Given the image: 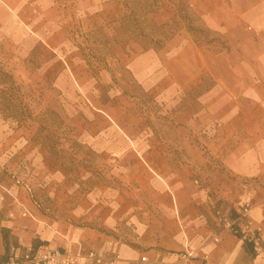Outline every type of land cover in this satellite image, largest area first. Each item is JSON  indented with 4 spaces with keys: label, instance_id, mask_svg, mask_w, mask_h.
<instances>
[{
    "label": "crops",
    "instance_id": "obj_1",
    "mask_svg": "<svg viewBox=\"0 0 264 264\" xmlns=\"http://www.w3.org/2000/svg\"><path fill=\"white\" fill-rule=\"evenodd\" d=\"M23 6L24 0L17 8L0 0V15L12 18ZM230 13L224 30L229 50L216 55L209 73L213 84L199 96V129L213 130L211 137L198 146L190 120L177 128L134 126L93 107L77 131L89 161L75 167L76 174L65 173L64 165L33 164L40 153L25 150L31 162L25 180L33 189L44 188L43 199L37 198L43 208L0 177V258L19 259L47 246L77 255V264H99L90 254L114 264H181L187 250L194 254L191 264H204L203 256L208 264H264V38L256 34L264 29V0ZM245 24L253 32H245ZM13 25L19 27L15 20ZM181 40L164 48V79L172 86L193 81L187 53L203 58L191 40ZM51 87L60 89L55 82ZM173 96L167 94L166 101ZM21 139L26 143L17 135L12 147ZM4 157L0 152V163ZM248 204L247 217L237 221ZM231 222L259 239L258 250L225 227Z\"/></svg>",
    "mask_w": 264,
    "mask_h": 264
},
{
    "label": "rangeland",
    "instance_id": "obj_2",
    "mask_svg": "<svg viewBox=\"0 0 264 264\" xmlns=\"http://www.w3.org/2000/svg\"><path fill=\"white\" fill-rule=\"evenodd\" d=\"M7 1L17 8L21 0ZM48 1L30 7L24 0L21 13L8 19L0 15V73L10 78L0 74V92H6L0 93L4 181L22 188L21 195L43 208L37 198L43 199L44 188L33 189L25 180V166L31 163L25 150L40 153L33 164L64 165L65 173L76 174L74 168L86 167L89 161L77 131L84 128L81 119L93 107L110 110L119 121L134 126L177 128L190 120L194 127L189 134L198 146L211 137L213 130L199 129V96L213 84L209 73L216 55L229 50L224 30L230 12L256 0ZM244 30L253 32L250 24ZM261 31L256 34L264 38ZM178 36L183 42L191 40L203 58L195 60L193 52L187 53L193 81L172 86L164 79L169 75L164 71V48ZM54 82L60 89L51 87ZM167 94L174 96L166 101ZM17 135L26 143L21 139L12 147ZM41 169L35 175L38 181Z\"/></svg>",
    "mask_w": 264,
    "mask_h": 264
},
{
    "label": "built area",
    "instance_id": "obj_3",
    "mask_svg": "<svg viewBox=\"0 0 264 264\" xmlns=\"http://www.w3.org/2000/svg\"><path fill=\"white\" fill-rule=\"evenodd\" d=\"M262 36H264V30L261 31ZM195 184H198V181H195ZM250 209V205H245L243 210L241 211V215L237 218V221H243L248 215V211ZM222 217V221L226 222L225 217H223L220 212H217ZM227 223V222H226ZM225 223V224H226ZM235 222H231L228 225H225L226 228L229 229L235 235H240L242 239L253 242L254 249L258 250V242L259 239L255 235H251L249 231L245 227L237 228L234 226ZM214 241H218L216 237H214ZM90 256L96 261V263L106 264H114L115 259L112 258H103L101 256H95L94 254H90ZM145 258L143 257L142 260ZM192 259H194V254L191 251H185L180 254L181 264H191ZM204 264L207 263V256H203ZM78 256L70 255L66 253H61L58 250H52L47 246H42L39 248L37 253L33 254H24L21 258L13 257L7 264H77Z\"/></svg>",
    "mask_w": 264,
    "mask_h": 264
},
{
    "label": "trees",
    "instance_id": "obj_4",
    "mask_svg": "<svg viewBox=\"0 0 264 264\" xmlns=\"http://www.w3.org/2000/svg\"><path fill=\"white\" fill-rule=\"evenodd\" d=\"M3 77H5V78H8L9 80H10V78H9V76L7 75V74H5V73H3V72H1L0 73ZM2 95H4L6 92H3V91H1L0 92ZM5 235V231H3V229H2V235ZM9 262V260L8 259H6V257L5 256H2L1 258H0V264H7Z\"/></svg>",
    "mask_w": 264,
    "mask_h": 264
}]
</instances>
